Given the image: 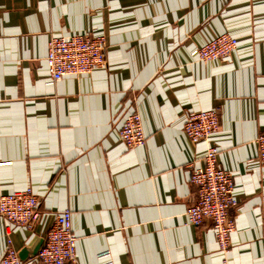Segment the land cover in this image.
Here are the masks:
<instances>
[{"label": "crops", "instance_id": "0c3cea01", "mask_svg": "<svg viewBox=\"0 0 264 264\" xmlns=\"http://www.w3.org/2000/svg\"><path fill=\"white\" fill-rule=\"evenodd\" d=\"M74 33L105 34L106 64L51 82L48 42ZM221 33L238 39L229 57L192 54ZM210 109L220 129L193 143L186 118ZM133 112L147 140L127 147L119 131ZM263 131L264 0H0V195L31 188L41 212L32 230L0 215V259L10 230L35 261L70 209L66 264H264ZM210 146L239 201L226 252L210 221L186 218L191 165Z\"/></svg>", "mask_w": 264, "mask_h": 264}, {"label": "built area", "instance_id": "2783aa9c", "mask_svg": "<svg viewBox=\"0 0 264 264\" xmlns=\"http://www.w3.org/2000/svg\"><path fill=\"white\" fill-rule=\"evenodd\" d=\"M238 39L231 34H222L204 45L195 48L192 54L202 61L229 57L237 48ZM107 37L105 34L74 33L54 35L48 42L46 62L50 80L55 82L67 75H84L106 64ZM220 129V114L217 109L191 112L184 123V130L193 143L208 138ZM120 137L127 147L145 145L147 137L142 118L138 112L129 114L121 127ZM258 159L264 166V131L257 139ZM219 149L210 146L204 163L191 165V184L196 190V201L186 210L187 222L201 226L210 221L215 231L218 247L228 251L231 237L236 229L233 211L238 205L234 194L233 174L218 163ZM39 197L31 188L0 195V215L9 223L35 229L40 221ZM7 247L0 264H66L76 261V236L72 229V212L64 209L58 213L49 227L38 256L33 262H25L14 247L8 232ZM106 257L101 254L100 259ZM99 264H105L100 262ZM110 264V263H108Z\"/></svg>", "mask_w": 264, "mask_h": 264}, {"label": "water", "instance_id": "95a60500", "mask_svg": "<svg viewBox=\"0 0 264 264\" xmlns=\"http://www.w3.org/2000/svg\"><path fill=\"white\" fill-rule=\"evenodd\" d=\"M42 242H43V240L42 241H40L37 245H36V247H35V249H34V252L33 253H37L38 251H39V249H40V247H41V245H42ZM25 251V250H24ZM23 252V251H22ZM20 253V256H21V258H23V254L25 253Z\"/></svg>", "mask_w": 264, "mask_h": 264}, {"label": "rangeland", "instance_id": "374dc122", "mask_svg": "<svg viewBox=\"0 0 264 264\" xmlns=\"http://www.w3.org/2000/svg\"><path fill=\"white\" fill-rule=\"evenodd\" d=\"M222 34H229V33H221V34H219V35H222ZM219 35H217V36H219ZM217 36H215V37H217ZM215 37H214V38H215ZM212 39H213V38H212ZM212 39H211V40H212ZM211 40H210V41H211ZM203 45H204V44H203ZM200 46H202V45H200ZM200 46H199V47H200Z\"/></svg>", "mask_w": 264, "mask_h": 264}]
</instances>
